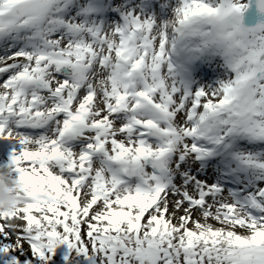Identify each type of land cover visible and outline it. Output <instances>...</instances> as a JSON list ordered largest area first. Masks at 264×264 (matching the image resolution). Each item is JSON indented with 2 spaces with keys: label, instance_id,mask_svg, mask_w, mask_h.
<instances>
[{
  "label": "snow or ice",
  "instance_id": "snow-or-ice-1",
  "mask_svg": "<svg viewBox=\"0 0 264 264\" xmlns=\"http://www.w3.org/2000/svg\"><path fill=\"white\" fill-rule=\"evenodd\" d=\"M0 264H264V0H0Z\"/></svg>",
  "mask_w": 264,
  "mask_h": 264
},
{
  "label": "clouds",
  "instance_id": "clouds-1",
  "mask_svg": "<svg viewBox=\"0 0 264 264\" xmlns=\"http://www.w3.org/2000/svg\"><path fill=\"white\" fill-rule=\"evenodd\" d=\"M7 207V205H5Z\"/></svg>",
  "mask_w": 264,
  "mask_h": 264
},
{
  "label": "rangeland",
  "instance_id": "rangeland-1",
  "mask_svg": "<svg viewBox=\"0 0 264 264\" xmlns=\"http://www.w3.org/2000/svg\"><path fill=\"white\" fill-rule=\"evenodd\" d=\"M211 76V75H210Z\"/></svg>",
  "mask_w": 264,
  "mask_h": 264
},
{
  "label": "trees",
  "instance_id": "trees-1",
  "mask_svg": "<svg viewBox=\"0 0 264 264\" xmlns=\"http://www.w3.org/2000/svg\"><path fill=\"white\" fill-rule=\"evenodd\" d=\"M14 239V238H13Z\"/></svg>",
  "mask_w": 264,
  "mask_h": 264
}]
</instances>
